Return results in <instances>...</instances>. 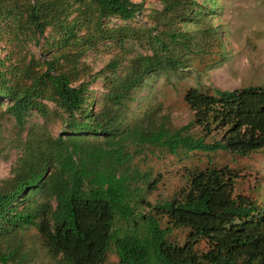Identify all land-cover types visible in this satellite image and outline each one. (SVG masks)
<instances>
[{
	"label": "trees",
	"instance_id": "obj_1",
	"mask_svg": "<svg viewBox=\"0 0 264 264\" xmlns=\"http://www.w3.org/2000/svg\"><path fill=\"white\" fill-rule=\"evenodd\" d=\"M157 1L160 9L152 11L148 27L110 28L105 23L111 18L135 20L145 0H14L8 12L13 24L48 57L17 65L10 78L0 72V99L7 101L1 115L13 121L9 143L18 152L10 177L0 182V264H28L10 245L29 229L63 264H104L111 251L118 264H264V198L234 196L235 180L226 170L194 173L180 198L150 206L146 215L136 212L140 182L149 176L131 171V161L145 150L174 157H245L264 150L262 87L212 96L190 89L184 102L193 121L176 130L152 116L125 121L133 90L150 74L181 69L191 56L205 57L215 47V63L224 56L210 21L212 0ZM49 40L51 46H40ZM102 42L117 52L105 66L107 86L91 112L90 87L100 74L87 72L80 60ZM128 43L143 47L144 54L133 53ZM31 112L44 125L27 126ZM54 119L67 134L47 129ZM193 127L201 135L192 134ZM213 134L219 140L206 141ZM146 185L147 191L156 186ZM235 221L240 227L227 229ZM175 230L188 231L182 245L169 240ZM201 243L205 253L196 249Z\"/></svg>",
	"mask_w": 264,
	"mask_h": 264
},
{
	"label": "rangeland",
	"instance_id": "obj_2",
	"mask_svg": "<svg viewBox=\"0 0 264 264\" xmlns=\"http://www.w3.org/2000/svg\"><path fill=\"white\" fill-rule=\"evenodd\" d=\"M140 3L142 0H133ZM207 0H198L203 3ZM33 2V0H31ZM0 20V72L5 73L4 78H10L8 73L21 63L24 65L31 58L43 59L40 47H35L29 33L18 31L13 24L14 16H9V10L14 7V0H1ZM208 7L213 8L210 21L218 28L221 37L223 58L218 61V49L213 48L211 53L202 58L191 56L189 63L175 70L152 73L146 77L132 92L131 101L127 104L126 119L129 124L145 118L155 117L158 122H167L171 129L188 126L193 121V113L184 102V96L190 89H196L202 94L214 95L215 91H234L247 87L264 88V0H212ZM157 0H145L143 10L131 22H121L111 18L106 21L110 28L122 26L148 27L152 11L159 10ZM8 18V19H7ZM198 32L197 28H193ZM27 31V30H26ZM52 30L46 31L45 38L50 39ZM82 34V33H81ZM51 46L52 42L42 41L41 45ZM128 43L127 46H130ZM109 43H99L96 48L89 51L80 62L88 67L87 72L99 75L97 81L90 87L91 105L93 112L97 108L107 83L105 78L109 73L105 66L115 56L117 50L108 47ZM133 53L144 54V48L138 44L131 45ZM21 60V61H18ZM215 63V64H214ZM125 64V63H124ZM123 64V65H124ZM122 67L117 72L120 73ZM1 81V80H0ZM78 83L76 82L75 85ZM46 107L58 112L64 117L62 111L55 104L43 101ZM0 182L10 177L18 152L10 147V140L14 134L13 121L1 113L7 101L0 99ZM31 124L44 125V121L35 112L29 113L27 126ZM47 129L54 135L63 133L64 125L60 119L46 123ZM192 134L201 135L197 127L190 129ZM220 136L211 135L206 141L219 140ZM207 169L226 170L235 180L233 186L234 196H247L256 202L264 198V150L252 155L240 157L227 152L193 153L188 156L174 157L164 150H145L136 155L131 161V171H137L149 178L143 182L140 193L141 202L136 212L147 214L150 206L165 201L178 199L189 185L192 174ZM156 184L154 190L147 191V185ZM240 222L235 221L227 229L236 230ZM122 227L124 225H117ZM188 235L187 230H175L170 241L182 245ZM5 241L2 246H5ZM6 248H9L6 247ZM12 249H19V254L26 258L28 264H63L60 259H53L43 248L36 232L29 229L22 233L21 239L10 245ZM199 253H205L207 247L204 243L196 246ZM104 264H118L113 251L109 252Z\"/></svg>",
	"mask_w": 264,
	"mask_h": 264
}]
</instances>
